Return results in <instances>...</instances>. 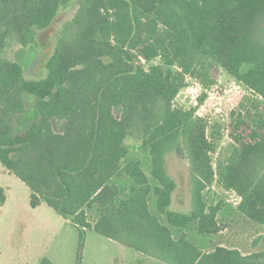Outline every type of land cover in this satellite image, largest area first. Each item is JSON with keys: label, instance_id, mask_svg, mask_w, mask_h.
I'll return each instance as SVG.
<instances>
[{"label": "trees", "instance_id": "trees-1", "mask_svg": "<svg viewBox=\"0 0 264 264\" xmlns=\"http://www.w3.org/2000/svg\"><path fill=\"white\" fill-rule=\"evenodd\" d=\"M69 1L0 0V163L29 188L30 206L44 202L80 232L164 264H264V234L253 241L260 249L247 253L220 245L204 251L186 235L191 225L200 234L221 230L220 203L203 198L215 180L239 196L238 212L264 226V0H79L44 62L46 76L26 78L6 50L34 43ZM38 64L36 56L28 69ZM213 65L263 105L251 117L237 114L233 143L215 169L202 118L194 107L172 106L187 77L211 85ZM25 94L34 96L37 116L16 132ZM53 118L65 122L62 132ZM128 138L149 152L152 181L139 160L127 159ZM174 149L189 165L186 213L169 209L176 183L166 155ZM115 176L131 182L120 188ZM5 200L0 187V206ZM37 264L55 263L42 257Z\"/></svg>", "mask_w": 264, "mask_h": 264}, {"label": "rangeland", "instance_id": "rangeland-1", "mask_svg": "<svg viewBox=\"0 0 264 264\" xmlns=\"http://www.w3.org/2000/svg\"><path fill=\"white\" fill-rule=\"evenodd\" d=\"M78 3L79 0H70L61 6L46 27L37 32L34 43L20 47L11 44L6 50L9 59L24 66L26 78L46 76L44 62L53 52L58 31L73 15ZM36 56L39 64L37 70L31 72L28 66ZM210 75L214 82L209 86H203L196 78L187 77L186 85L174 97L172 106L181 109L194 107L195 115L202 118L206 134L215 145L210 154L215 169L216 159L225 156L233 143L230 135L235 131L233 125L237 114H249L251 117L257 107L263 105L259 96L234 81L220 67L213 65ZM23 101L24 110L14 117L16 132L23 131L37 116L34 96L25 94ZM51 126L54 131L62 132L65 122L53 118ZM247 132L243 131L242 136ZM125 145L128 147L127 159L139 160L141 169L151 179L149 152L133 138L126 139ZM166 170L176 183L169 209L186 213L191 208L190 172L182 150L174 149L166 155ZM112 182L126 188L131 181L124 176H115ZM0 187L6 194V200L0 206V264H37L42 257L55 264H75L77 258L80 264H164L157 259L146 258L131 248H119L118 244L109 242L92 230L80 232L44 202L31 207L29 188L1 163ZM203 198L207 205L220 203L217 221L221 230L216 234H200L191 225L186 229L190 242L204 251L219 245L238 248L243 253L260 249V244L254 245L253 241L264 234V226L237 211L239 198L234 191L224 189L215 180L203 190ZM155 200V194L151 193L149 207L153 213H156ZM88 214L89 219L94 221L96 215L92 212ZM161 219L166 224L163 216Z\"/></svg>", "mask_w": 264, "mask_h": 264}, {"label": "crops", "instance_id": "crops-1", "mask_svg": "<svg viewBox=\"0 0 264 264\" xmlns=\"http://www.w3.org/2000/svg\"><path fill=\"white\" fill-rule=\"evenodd\" d=\"M34 208V207H33ZM103 237V236H102ZM105 238V237H104ZM109 242H114L115 244H118V246H120L119 248H123V247H126V246H123V245H121V244H119L118 242H116V241H114V240H111V239H109V238H106ZM126 248H128V247H126ZM120 250H122V249H120ZM141 254V253H140ZM143 255V254H142ZM144 257H146V258H151V257H147V256H145V255H143ZM151 259H154V258H151ZM40 259H38V261H39ZM156 260V259H155Z\"/></svg>", "mask_w": 264, "mask_h": 264}, {"label": "built area", "instance_id": "built-area-1", "mask_svg": "<svg viewBox=\"0 0 264 264\" xmlns=\"http://www.w3.org/2000/svg\"><path fill=\"white\" fill-rule=\"evenodd\" d=\"M238 198H239V196H238ZM239 200H240V198H239Z\"/></svg>", "mask_w": 264, "mask_h": 264}]
</instances>
